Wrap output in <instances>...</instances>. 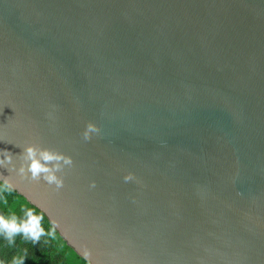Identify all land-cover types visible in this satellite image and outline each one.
Listing matches in <instances>:
<instances>
[{"label":"water","instance_id":"95a60500","mask_svg":"<svg viewBox=\"0 0 264 264\" xmlns=\"http://www.w3.org/2000/svg\"><path fill=\"white\" fill-rule=\"evenodd\" d=\"M30 145L62 188L19 174ZM5 151L90 264H264V0H0Z\"/></svg>","mask_w":264,"mask_h":264},{"label":"clouds","instance_id":"9594fccd","mask_svg":"<svg viewBox=\"0 0 264 264\" xmlns=\"http://www.w3.org/2000/svg\"><path fill=\"white\" fill-rule=\"evenodd\" d=\"M99 131V128L89 123L83 133V139L88 141L91 139L90 134H98ZM3 153L0 167L11 161V155L7 151ZM22 158L26 161L27 167L24 164L21 165L18 170L21 176L27 172L30 180L39 182L43 179L48 185H55L56 190L64 186L63 178L58 176L57 173H63L65 167L71 168L73 165L70 157L54 150L41 149L36 145L26 147ZM133 179L131 173L124 176L125 182ZM90 187H95V183L90 184ZM0 209H3V202H0ZM44 220V212L42 210L37 211V208L33 207L25 210L23 218L18 217L14 212L8 215L0 214V237H3L9 245L15 243L17 236H21L25 240L38 242L42 236L49 234L43 226ZM50 231L54 232L55 229ZM12 264H24V258H14Z\"/></svg>","mask_w":264,"mask_h":264},{"label":"trees","instance_id":"16d2710c","mask_svg":"<svg viewBox=\"0 0 264 264\" xmlns=\"http://www.w3.org/2000/svg\"><path fill=\"white\" fill-rule=\"evenodd\" d=\"M0 202H3L0 214L8 215L14 212L21 218L29 207L36 208L1 182ZM43 226L49 234L42 236L38 242L17 236L15 243L9 245L3 237H0V264H12L13 259L18 257L24 258V264H90L67 246L56 230L50 231L54 228L46 217Z\"/></svg>","mask_w":264,"mask_h":264}]
</instances>
